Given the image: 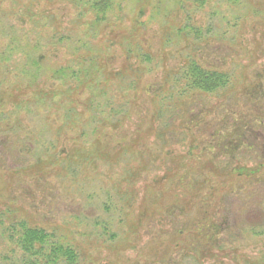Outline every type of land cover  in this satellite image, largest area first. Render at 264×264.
I'll return each instance as SVG.
<instances>
[{
	"label": "rangeland",
	"instance_id": "1",
	"mask_svg": "<svg viewBox=\"0 0 264 264\" xmlns=\"http://www.w3.org/2000/svg\"><path fill=\"white\" fill-rule=\"evenodd\" d=\"M85 2L0 0V264H21L16 235H7L20 221L75 245L79 264H264V0L156 14L120 0L93 31ZM24 44L42 67L31 76ZM93 52L100 99L112 105L89 107L86 85L52 75L78 70ZM189 59L228 72L231 83L181 95L173 75ZM202 106L211 116L187 126ZM233 126L252 127L259 152L214 157L208 133L195 138L197 128ZM227 213L223 246L186 248L194 223Z\"/></svg>",
	"mask_w": 264,
	"mask_h": 264
},
{
	"label": "trees",
	"instance_id": "2",
	"mask_svg": "<svg viewBox=\"0 0 264 264\" xmlns=\"http://www.w3.org/2000/svg\"><path fill=\"white\" fill-rule=\"evenodd\" d=\"M146 6H151L156 14L163 10L167 12L171 6L178 8H185L186 5L192 3L196 6H203L208 0H142ZM88 9L94 14V20L91 24V31L96 30L104 22H107L109 16L113 14L117 7L120 6V0H86ZM17 42H22L17 38ZM14 43V41H12ZM11 43V44H12ZM18 43L11 45L7 49V52L2 53V57H8L13 54L16 50ZM85 46H80L76 48V51H80ZM19 48V47H18ZM24 53H29L28 61L26 63L30 70V76L35 72L41 70V65L39 63V58L35 60L34 57V47L28 44H24L20 47ZM95 48L88 51H94ZM146 58V55L145 57ZM97 56L93 52L90 56L85 57L82 62H80L78 70L72 66H66L57 68L52 71V75L55 79L64 80L68 82L76 83V87L79 88L82 85H86L90 89V95L86 100V104L89 107L97 108L102 107L101 105L108 106L112 102L111 98L106 96L104 99H100L102 88L99 87L98 82V67H96ZM174 83L173 87L179 86L181 89V95H187L192 93H207V94H217L225 90L231 83V76L226 71H220L217 69L206 68L194 59H189L187 63L182 66L177 73L173 75ZM67 79V80H66ZM171 80V79H170ZM172 87V88H173ZM161 89H159V92ZM171 97L163 98L161 104L164 105L165 100H169ZM110 107V106H109ZM100 110L99 112H102ZM211 111L202 106L197 111L191 112L187 126L196 128L200 123L204 124L211 115ZM210 115V116H209ZM257 118H255L256 120ZM187 127L188 129H190ZM221 128H227L222 125ZM201 130L205 136L204 143L209 144V149H216L213 154L214 157H220V155H228L232 157L231 154H235L243 146L252 149L255 152H259L255 148V136L253 135V128H245L233 126L231 131L228 133L222 131V129H216L214 127H209L208 129L197 128L195 133L200 136ZM221 130V131H220ZM204 134V135H205ZM250 142L248 141L249 137ZM220 138L221 141H216ZM248 138V139H247ZM199 149V142H197ZM207 145H204L201 149H207ZM212 145V146H211ZM201 163V162H200ZM199 163V165H200ZM248 176H252V172H247ZM188 179L189 173L179 176V179ZM195 179L192 184H195ZM162 198V196H161ZM210 217V216H208ZM232 227V222H230L229 215L225 216L222 220L214 221L213 219L203 220L199 223H194L191 226L187 234L191 233L189 237L190 242L187 245V249L193 250L194 252H199L205 250L206 252L212 249L219 248L223 246V234L230 230ZM9 231L7 235L13 239L16 235V245L22 251L21 264H79L80 256L75 245L70 242L64 241L59 238L56 239L54 233L48 232L42 227L28 225L25 221H20L19 223H12L7 228ZM13 230V231H12ZM10 233V234H9ZM185 233L179 232L176 240H183ZM175 240V241H176ZM193 241V242H192ZM186 257L183 259L186 260ZM193 257L191 256V259Z\"/></svg>",
	"mask_w": 264,
	"mask_h": 264
}]
</instances>
